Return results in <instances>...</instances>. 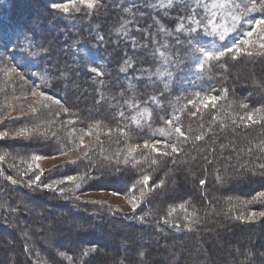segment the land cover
Segmentation results:
<instances>
[{"label":"trees","instance_id":"1","mask_svg":"<svg viewBox=\"0 0 264 264\" xmlns=\"http://www.w3.org/2000/svg\"><path fill=\"white\" fill-rule=\"evenodd\" d=\"M17 1L21 9L30 7L28 0ZM11 2L4 0L0 6L3 15L8 12V18L4 16L5 21L0 19V24L9 21L10 28L19 27L18 36L36 47L34 70L41 76L38 89L52 93L86 124L99 121L118 134L123 129V140L137 146L146 141L176 142L174 132L169 137L157 131L167 129L165 120L173 116L180 117L174 126L181 127L189 139L179 145L182 151L175 155V162L172 157L161 156V152L151 153L159 163L151 165L149 160L136 168L129 166L130 162L119 161L109 151H100L90 158V164L85 163L86 176L92 179L87 178L89 183H99L94 188L99 185L124 194L141 173L150 174L149 186L164 181L130 213L108 212L96 205L78 204L71 198L58 202L53 215L45 217L47 201L43 197L30 193L21 199L15 194L17 185L7 189L8 181L3 182L7 186H0V264H200L204 256L210 264H216L219 257L230 259L228 264H260L264 259V247L259 245L264 241V217L252 222L235 217L244 215L241 211L247 208L257 213L264 211V202L259 207L240 204L264 191V169L259 167L264 164V151L259 147L264 143V126L245 127L239 120L246 111L240 107L245 104L244 97L248 110L257 108L259 101L264 102V56L241 55L233 60L232 54L226 53L219 61H209L198 70L197 59L193 58L194 53H187V45L198 40L224 50V43L199 31H175L178 24L188 20L189 15L182 17L190 14L186 0L173 2L171 8H161L160 0H99L97 8L72 14V18L77 17L74 24L54 21L50 31L40 22V32L27 26L28 16L38 11L35 14L45 13L42 19L48 20L51 10L38 1V7L23 17L26 9L14 10ZM258 17L264 19V12L258 11ZM89 33L92 35L86 37ZM174 40L181 45L169 50L168 42ZM252 50L262 51L258 47ZM80 53L92 60L89 65ZM160 53L169 58L167 63ZM7 54L20 74L26 76L24 55L17 51ZM160 61L164 67H160ZM170 63L176 65V72L168 68ZM89 67L98 68L103 75L95 76ZM121 67L126 71L121 72ZM164 69L172 75L159 78L158 73ZM242 70L248 74H239ZM202 77L206 79L203 81ZM248 78L256 82L252 88L255 97L242 85ZM225 91L227 96L218 101L215 109L190 114L196 109L188 102L196 99V93L220 96ZM153 96L159 106L149 99ZM142 107L148 108L152 116L137 126L130 117ZM121 112L123 116L119 115ZM201 134L204 139L195 141L194 137ZM40 147L36 146L38 150ZM145 154L149 156V151ZM202 179L206 182L203 186ZM185 201L188 203L181 209L179 205ZM59 209L65 210L62 217ZM24 210L38 222H30ZM193 211L194 218L190 215ZM89 212L100 218L101 225L95 229ZM78 216V220L74 219ZM193 219L199 223L193 224ZM165 220H170L171 225ZM185 225H191L192 231ZM43 241L52 246L43 247ZM216 244L224 252L230 250L226 257ZM91 248L95 251L85 256V250ZM196 249V255L191 253ZM11 253L16 257L9 259ZM24 253L27 256L21 259Z\"/></svg>","mask_w":264,"mask_h":264},{"label":"rangeland","instance_id":"2","mask_svg":"<svg viewBox=\"0 0 264 264\" xmlns=\"http://www.w3.org/2000/svg\"><path fill=\"white\" fill-rule=\"evenodd\" d=\"M11 1L14 10L21 11L26 9L25 12H23V17H25L28 12H32L33 9H36L38 7L37 5L41 2H43V5L46 6V8L51 10V15H48V17L50 16L48 20L42 19L45 13L38 16L33 12V16L32 14L30 15L31 17L28 16L29 24L27 26L33 28L34 30L36 29V31H39V29L37 28L40 22H43L44 27L46 29H49L50 31L52 30L51 26L54 24V21H62L68 23L69 25H72L74 24V22H77V17L73 16L72 18V14L74 15L76 13L84 12L83 6H81L82 10L80 12H74L70 9L69 13H63L59 10H54L51 7L52 3L63 4L67 3L68 0H28L30 7H22V9L20 7H17L16 4L19 5V3H16L15 0ZM38 1L41 2L38 3ZM181 1L183 0H174V2L178 3H181ZM186 1H189V4H186V6L190 8V14L183 15L182 17L187 15H195V18L197 20H200L202 17H207V13L204 7L198 6L196 4V0ZM161 2H163L165 5L167 4V0L166 2L165 0H160V3ZM235 2L239 4L240 7L238 9H234V11L236 14L241 15L242 19L240 23L236 25V30L230 32L225 40L221 41L218 37H214L218 39L219 42L224 43L223 46L231 47L234 42H238L241 39L240 37L244 38V33L251 30L253 26L252 23H247L245 21H252L254 23L255 20H260L258 17V11L245 14V6L251 7L252 4L259 5L262 0H235ZM204 3L210 4L211 0H204ZM3 4L4 0H0V6ZM6 8L9 9L8 5L5 6V9ZM53 11L59 12V14H57L56 16V14H53ZM3 14V9L0 8V19L2 21H5V17L8 18V12L6 15ZM219 19L220 17L217 16V21H219ZM8 23L9 21L1 23L2 25L0 24V133H9L7 137L0 139V156L4 157L2 160H0V186H7V184H3V182L6 181H8L9 183L7 189H9L10 185H17V187L20 188V190L23 192L19 191L17 187H14V189L17 188L15 194L17 196L19 195L21 199L27 198V194L30 193L39 194L40 197H43V199L47 201V204L44 205L45 212L43 216L45 217L53 215L54 210L57 209L58 202H63L66 200L70 201L71 198H73V200L78 204L81 203L87 205H96L102 209L107 210L108 212H117L122 214L133 212L131 205L127 202V200H125L123 194H113L118 192L111 191L99 185L94 188V186L99 183H89L88 180L91 178L85 179L82 182V186L79 189H76L74 184L70 181H67L66 178L69 176H86L88 173H85L87 166L85 163L90 164V158L98 155L100 151H109L114 155L119 154L117 155L118 160L125 161L127 150L130 147H137V151L134 154L135 160L144 159V157L147 156L145 154L147 153V150L144 149L143 146H137L132 143L126 142L125 140H123L122 134H118V131L114 130V128H111L107 125L102 126L101 122L99 121L86 124L85 121L81 120V118L75 116L73 112H71L70 110L68 111L63 103H53V101L58 100V98H56L52 93H48L46 91H41L40 89H38V83L41 79V76H37L38 72L34 70V67L36 66L34 58L37 56L36 47L33 44H30L27 40L25 43L24 39L18 36L19 27L12 26L13 29H11L12 27L10 28V23ZM228 23L229 26H231V21H228ZM184 25H188L189 27H196L195 25L191 24L189 20H186ZM44 27L43 29H45ZM81 29L82 27L80 28V30ZM198 31L202 33V35H206L205 30L202 26L197 28V32ZM91 35L92 34L89 33L85 36L88 37ZM175 41L176 40H174V42H168L169 50L172 47L181 45L179 41ZM194 46L203 47L206 50L211 51L218 50L214 49V47L207 46V44H205L203 41L196 40L190 43L189 46L187 45V53H194L193 58L195 59L197 56H199V53H195L193 51ZM183 49L186 50V47L183 46ZM15 51H17V53L19 54H23L25 58L23 56L22 58L24 60H27V75H30V77H28L27 75L22 76V74H20V72L17 70L16 66L9 59V56H7V53L11 54ZM221 51H223V49ZM79 55H81L82 60L87 63V65L91 63L92 60L88 58L86 54L80 53ZM167 66L170 70H172V73L173 71L176 72V65L170 63ZM160 67H164V62H161ZM164 71H166V69H164ZM239 74L246 75L248 73L247 70L244 72L242 70ZM251 77V79H253V76ZM201 79L204 81L206 78L202 77ZM237 80L239 81L240 77H238ZM250 80L246 79V83H242V85H245V87H247L248 89L246 90L250 91L253 94L252 88L256 85V82L253 83L252 80ZM33 91L42 92L45 97H51L52 100L42 99L39 95H33ZM260 93L263 94V91H260ZM253 97H255L254 94ZM256 99L261 98L258 97ZM243 101L245 102V104L247 103L245 97ZM263 105L264 102L259 101L257 108L264 107ZM33 108L37 110L35 113L32 112ZM143 108L145 107H142L140 109ZM64 109H67V111H64ZM138 110H136L131 115L130 119L137 114ZM147 121L148 119L142 120L140 122V125L146 123ZM97 122H99V126L94 128L91 135L85 134L89 131L90 128L96 125ZM21 129L31 130V135L16 137L15 133ZM152 143L156 144V147L159 149L157 153L168 151V149H170L166 147V145L168 144L162 141H154ZM37 145H41V149L39 148L38 150L36 148ZM85 152L88 153L87 158H84ZM35 155L41 156L42 159L33 162L31 158ZM69 161H75V163H69ZM128 162H130L129 166L137 168V164H135L134 166V161L132 159H129ZM29 163H33L32 171H27ZM36 164L39 165L38 168L35 167ZM22 172H25L26 174L21 175ZM41 172V179L38 182L39 186H30L31 180L35 179V176L40 175ZM140 176L141 177H138L139 179L142 178L143 174L141 173ZM62 180L65 182L55 183ZM45 184H55L56 190L53 191L44 188L43 185ZM12 186L10 187L12 188ZM60 189H65V191L61 193ZM89 201H99L101 203H91ZM250 205L259 207L261 206V203H252ZM59 210V213L61 214L59 215V213H57V216L59 215L60 217H62V214L65 210ZM22 212L23 214H25L24 216L30 220V222H38L36 218L34 219L33 216L31 217L30 215H27V210H24ZM80 212L83 213L81 210ZM241 213H245L244 216L247 217L249 214L257 212L247 208L246 211L245 209H243ZM88 215L91 217V221H93L92 228L95 229L97 226L101 225L98 215H94L90 212ZM79 216L75 217L74 219L78 220L80 218ZM69 222L73 223V220L71 221L70 219ZM37 225L39 227V225L43 224L41 223ZM244 237L247 238V234H244ZM19 240L22 243V236ZM263 242L259 243V245L264 247ZM1 246L3 245L0 243V247ZM42 246H45V248H50L52 245L49 242L43 241ZM216 246H219V251L224 253V256L226 257L225 254L230 250H225L224 252L219 244H216ZM29 249L30 248H28V250ZM180 249L181 247L179 248V251ZM105 251L109 253L108 250ZM191 253H194V255H196L198 253V249L193 250ZM26 256L27 253H24L20 258L22 259ZM15 257L16 254L11 253L9 259H13ZM39 257L41 258V260H43L42 256L39 255ZM204 258H201L200 264H210L211 261ZM229 260L230 259L226 260L225 258L220 259L219 257V260L216 264H228ZM260 264H264V259Z\"/></svg>","mask_w":264,"mask_h":264},{"label":"snow or ice","instance_id":"3","mask_svg":"<svg viewBox=\"0 0 264 264\" xmlns=\"http://www.w3.org/2000/svg\"><path fill=\"white\" fill-rule=\"evenodd\" d=\"M174 0H167V4L165 5L163 2L160 3L161 8H171L173 6ZM196 4L198 6L204 7L207 17H202L200 20H197L195 18V15H189L188 20L191 24L195 25L196 27H189L188 29H185V25L183 23L178 24L176 27L175 31L181 32V31H189L191 33H196L198 27H203L205 30L206 35H210L213 37H218L219 40L223 41L226 39L228 34L230 32H233L236 30V25L240 23L242 16L238 15L235 13L234 9H238L240 7L239 4L235 2V0H211L210 4H205L204 0H196ZM81 6L83 8L88 9L91 11L94 8H97L99 6V0H68L67 3H52L51 7L54 10H59L60 12L63 13H69L70 9L74 12H80ZM255 11H260L264 12V0L257 5V4H252L251 7L245 6V14L249 12H255ZM217 16L220 17L219 21H217ZM228 21H231V26H229ZM247 23H252L253 26L251 30L247 31L244 33V38L239 40L238 42H234L231 47L224 46V50H206L203 47H193V51L195 53H199V56L196 57L197 59V68L198 70H202L204 65L208 63L209 61H219L221 58L225 56L226 53L232 54L231 58L233 60L237 59L241 55H247L251 57L252 55H260L264 56V19L261 20H255L254 23L252 21H245ZM161 31H164L162 28ZM171 33H169L170 35ZM255 37V38H254ZM258 47L262 51H256L254 52L252 49ZM161 57L163 58L164 62H168V57L164 55V53H160ZM125 65L130 67L131 65L128 64L127 61H125ZM90 72L94 73L95 76H102L103 72L100 71L98 68H90ZM121 72L126 71L125 67H121L120 69ZM172 74L170 72H161L158 73V77L162 78L164 76L170 77ZM103 83V81H101ZM131 87V85H130ZM165 87H167V84H165ZM33 95H39L42 99H49L52 100L51 97H45L42 92H36L33 91ZM196 99H190L189 104L196 109V111L191 112L190 114L192 116L197 115V113H202L203 110L212 108L215 109L217 107L218 101L220 99H223L224 97L227 96V92H222L220 96H215V95H204L201 96L200 93L195 94ZM153 104H156L159 106V103L157 101V98L155 96L149 98ZM53 103L59 104V100H54ZM125 103H128V101H125ZM145 104L148 103V101H144ZM135 105H130V107H134ZM187 107V106H185ZM241 108L245 109V114L239 117V120L242 124H244L245 127H252L254 125H262L264 126V107L261 108H255L252 110H248V105L242 103L240 105ZM37 110L35 108L32 109V112H36ZM64 111H67V109H64ZM180 111H184V108H181ZM120 116H123L124 113L121 112L119 113ZM152 113L149 111L148 108H143L137 111V114L131 118V122L136 124L137 126H140V122L145 119H151ZM180 119L179 116H173L170 120H165V124L168 125V128H160L157 131L159 134L164 135V136H171L173 132L176 134L177 141L169 143L166 145V147L170 148V151H163L160 153L161 156L163 157H172L173 162H175V155L178 154L182 149L179 147L180 144H183L187 142L189 139L184 131H182L181 127L179 126H174L175 122H178ZM233 123H236L235 119H233ZM99 126V122H97L96 125H94L92 128L89 129V131L85 134L91 135L92 131L94 130L95 127ZM150 127V125H149ZM223 127V125L221 126ZM121 134H123V129H121ZM9 133L4 132L0 133V139L7 137ZM31 135V130L29 129H21L15 133L16 137H24V136H29ZM82 139V138H81ZM204 139V134L201 135H196L194 137L195 141H201ZM261 151H264V143H262L260 146ZM143 148L149 151V156H145L143 160H135L134 159V154L137 151V147L133 146L130 147L127 150V154L125 157V163L128 162L129 159H132L134 161V166L135 164H140L143 162H148L150 160L151 165H156L159 163L158 159L155 158L154 156H151V153H157L159 149L156 147V144L154 143H149L145 142L143 145ZM119 155V154H117ZM88 157V153H84V158ZM4 157L0 156V160H2ZM42 159L41 156L35 155L31 158L33 162L39 161ZM69 163H75V161H69ZM35 167H39L38 164L35 165ZM261 169H264V164L259 165ZM33 170V163H29L27 171H32ZM26 174L25 172H22L21 175ZM41 175H36L35 179L31 180L30 186L31 185H38V182L41 179ZM90 177L87 176H69L66 178L67 181H70L74 184L76 189H79L82 186V182ZM11 179V178H9ZM149 180H150V174H145L141 179L137 180L129 189L127 192H125L124 198L127 200V202L131 205V208L134 211L147 200V198L152 195L153 191L155 189H159L163 186L164 181H159L158 183H155L152 186H149ZM15 182V181H14ZM65 181H57L55 183H64ZM206 182L202 179L200 180V184L203 186ZM44 188H47L49 190L55 191V184H45L43 185ZM61 193L65 191V189H60ZM113 194H119V193H113ZM91 203H101L99 201H89ZM259 202H264V191H260L256 193L255 196L251 200L248 201H240L241 205H247V204H252V203H259ZM188 202L185 201L184 203L180 204L179 207L181 209L185 208V204ZM235 207V205H233ZM174 211V209H173ZM169 217L172 215V211H169L168 213ZM191 217H195L196 213L193 211L191 214ZM259 217H264V211L259 212V213H251L247 217H245L243 214L240 216L235 217L236 219L241 220L242 222H252L254 219L259 218ZM165 223H168L171 225L170 220H165ZM193 224L199 223L198 219H193L192 220ZM185 227L188 228L189 231H192L191 225H185ZM177 228H179V225H177ZM95 248L87 249L83 253L85 256L88 255L89 252H94ZM143 255V253H141ZM70 259V258H69Z\"/></svg>","mask_w":264,"mask_h":264},{"label":"bare ground","instance_id":"4","mask_svg":"<svg viewBox=\"0 0 264 264\" xmlns=\"http://www.w3.org/2000/svg\"><path fill=\"white\" fill-rule=\"evenodd\" d=\"M36 12H38V11H36ZM36 12H35V13H36ZM33 14H34V13H32V16H33ZM30 15H31V14H29V16H30ZM30 17H31V16H30Z\"/></svg>","mask_w":264,"mask_h":264}]
</instances>
